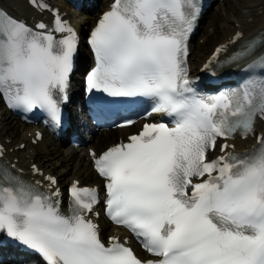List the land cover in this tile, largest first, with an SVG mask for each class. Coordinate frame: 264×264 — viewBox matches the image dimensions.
<instances>
[{
	"label": "snow or ice",
	"instance_id": "obj_1",
	"mask_svg": "<svg viewBox=\"0 0 264 264\" xmlns=\"http://www.w3.org/2000/svg\"><path fill=\"white\" fill-rule=\"evenodd\" d=\"M199 12L196 0H113L90 34L95 67L87 90L142 98L151 104L145 116L171 118V126L146 123L127 143L91 153L105 181V214L156 257L147 264H264V135H255L264 78L218 96L194 89L187 41ZM55 25L29 27L0 10V98L11 110L41 109L61 127L77 41L59 16ZM254 63L264 69V56ZM236 136L256 144L235 155L224 143V155L207 159L218 139ZM59 197L0 167V243L7 237L42 264H143L118 239L101 241L87 216L99 202L95 189L73 183L68 215Z\"/></svg>",
	"mask_w": 264,
	"mask_h": 264
},
{
	"label": "bare ground",
	"instance_id": "obj_2",
	"mask_svg": "<svg viewBox=\"0 0 264 264\" xmlns=\"http://www.w3.org/2000/svg\"><path fill=\"white\" fill-rule=\"evenodd\" d=\"M107 0H99L98 4L94 1L90 4L89 7H84L82 11V15L79 19H76L72 16L73 22L77 25V28L79 29V32H82L85 30V28L91 26L95 20V18L98 16L97 12L99 10L103 11L107 8L106 6ZM246 5V7L244 6ZM0 6L14 18H20L24 20H28L30 18H33L35 21L41 20L42 16L36 14L34 10H32L28 4L27 0H0ZM227 7V6H226ZM230 7V6H229ZM240 7V6H239ZM244 7V8H243ZM243 7H240L239 10L236 12L237 16H234L235 13H233L232 9H228L229 12L227 16L225 17V20L228 21L227 27L221 32L222 34L218 36L211 37L214 34L207 37L204 43V46H192L190 45V53L191 58L188 57V63L190 70L196 71L198 70L199 64H194L190 62V60L195 63H199L200 59L204 55L207 47L210 42H213L214 40L221 38L222 40L216 44V46H222L227 45L226 48H236V46L240 43H236L235 45H232L229 43L232 41L233 36L236 33H242L244 37H251L253 35L258 34L259 32H264V0H244ZM234 10V9H233ZM100 13V12H99ZM262 14V16H259V14ZM76 15V14H75ZM232 17V18H231ZM211 18H213V15H211ZM229 19V20H228ZM223 20V19H222ZM218 32V31H217ZM264 38V33L261 35ZM212 38V39H211ZM262 51L259 50L254 55H258ZM85 52H81V56H84ZM245 63H240L239 66H243ZM2 101L0 100V105ZM5 116L11 120L10 117L6 113H3V115L0 116V141L4 144L6 147V159L9 161L11 167H14L16 169L24 171L28 177L38 181V182H44L45 176L50 175L54 176L58 180V185L60 187L64 186L65 184L60 183L59 178L52 172H48L44 170L45 167H43V162L46 161L47 157L53 158L55 155L61 154V148H65V157L63 160L66 162H72L76 165H79L81 169H83L84 172H82L81 169L73 167L72 172L69 174L70 178H68V184L72 180L79 181L81 184H97L99 183V180L96 178L95 174L91 170V153L98 154L100 151L104 150L107 146L115 143L117 138H125L127 135H129L131 132L134 131V129H125V130H114V131H107L103 132L101 130H96L90 123L87 122L86 119L79 118L77 119L78 123L81 124V127L84 129H88V132L85 134V138L82 141V144L80 147H72L68 143L63 142L61 140H53L52 138L44 135L42 140L38 143L42 145L45 141V139H49L50 146L52 150L48 152L47 157L43 156H36L35 154L33 156L29 155L27 159L24 157L22 161L20 162L18 160L17 163H15V159L18 158L17 155H19V151H15L16 147H19L21 143H26L27 147H31V141L32 136L30 138H27V133H30L31 131L28 129L27 126L20 124L18 121H15L12 119L13 127L10 129V135H7L4 137V124H5ZM11 125V124H9ZM6 128H8L6 126ZM256 129L258 130H264V123L258 122L256 124ZM6 130V129H5ZM6 133V132H4ZM24 133L23 139L19 140V134ZM26 134V135H25ZM3 135V137H2ZM11 136L13 140L10 141L9 137ZM18 142V143H17ZM16 143V144H15ZM25 145V146H26ZM235 147L238 149L247 148L250 149L251 146H255V139L253 140H246L245 142L237 141L235 144ZM11 149V151H10ZM56 151V152H55ZM40 157V159H38ZM51 161V160H50ZM36 165L38 170L43 173V175L40 177L39 175H33V171L30 169L29 166ZM40 164L42 166H40ZM60 173V172H59ZM83 173V174H82ZM77 174L81 175L80 177L77 176ZM60 176V175H59ZM85 182V183H82ZM46 184V183H45ZM99 228L101 230L102 235L107 237L105 230H110L112 234H118V231L120 229L115 228H108L106 223L102 220H98ZM112 235H109V237ZM10 264L15 263L9 262ZM18 264H28V263H18Z\"/></svg>",
	"mask_w": 264,
	"mask_h": 264
},
{
	"label": "rangeland",
	"instance_id": "obj_3",
	"mask_svg": "<svg viewBox=\"0 0 264 264\" xmlns=\"http://www.w3.org/2000/svg\"><path fill=\"white\" fill-rule=\"evenodd\" d=\"M98 1L99 0H96V2H97L96 4H98ZM243 4H244V0H216V2L213 4L212 8L210 9V12L206 16L198 36L192 42V46L193 45L194 46H200V47L204 46L206 38L214 34V29H217V30H215V34L211 37H214L215 35L219 37V35L222 34L221 32H223L225 27L228 26L227 25L228 21L225 20V17L229 13L227 10L232 9L233 13H235L234 16H237L236 12L239 10L240 7H243ZM244 6L246 7V5H244ZM100 11L101 10H99L97 13H99ZM211 15H213V18H211ZM259 16H262V14L260 13ZM221 40H222L221 38H218V39L214 40L213 42H210L208 45H206L207 49H206L204 55L202 56V58L200 59L199 63H195V62H193V60L192 61L190 60V62H192L196 65L197 64L200 65L201 62L205 59V57L211 52L213 47H215V45L218 42H220ZM190 58H191V55H190ZM3 113H4L3 108H1V106H0V116L3 115ZM9 124H11V125H9ZM14 124L15 123H13L12 119L10 120L9 118H7V116H5L4 132H6V133L3 132L4 137L7 135V133H8V135H10V129L13 127ZM6 126L8 128H6ZM23 135H24V133L19 134V140L23 139ZM30 136H31V134L27 133V138H30ZM2 137H3V135H2ZM9 138H10V141L13 140L11 136ZM50 144L51 143H50L49 139L46 138L42 145H40V144H38L36 146L33 145L30 148L25 147V149L19 150L20 154L17 155L18 160L22 161V159L24 157L27 159V157L29 155L33 156L34 154L36 156L37 155L38 156L44 155V157H47V155H48L47 153L52 150ZM60 153L61 154L55 155L53 158L47 157L46 161L43 162L42 164H43V167H45L44 170L54 173L59 178L60 183L65 184V186H66L68 184V178H70L69 174L72 172L73 167H76L79 169H81V168L79 167V165H76L75 163L66 162L65 160H63L65 157V148H61ZM38 159H40V157H38ZM40 166H42V165L40 164ZM81 170H82V172H84L83 169H81ZM81 175L77 174L78 177H80ZM82 183H85V182L82 181Z\"/></svg>",
	"mask_w": 264,
	"mask_h": 264
}]
</instances>
